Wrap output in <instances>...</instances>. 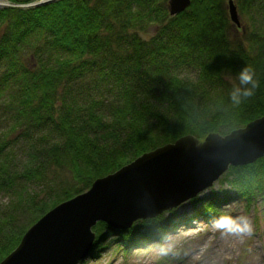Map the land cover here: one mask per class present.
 Segmentation results:
<instances>
[{
    "label": "trees",
    "instance_id": "1",
    "mask_svg": "<svg viewBox=\"0 0 264 264\" xmlns=\"http://www.w3.org/2000/svg\"><path fill=\"white\" fill-rule=\"evenodd\" d=\"M5 1L15 5L0 8V99L11 98L9 129L33 153L18 173L7 152L14 139L0 136V191L18 192L0 217V260L28 225L96 178L180 136L225 134L264 115V0H234L249 19L237 37L226 0H190L174 16L168 0ZM243 67L257 87L236 103L233 90L251 87L238 80ZM18 178L39 183L42 196L15 191ZM225 180L249 202L264 189V155L230 166ZM201 210L217 213L210 202ZM178 217L140 218L107 241L123 251L160 241ZM103 229L98 221L93 253Z\"/></svg>",
    "mask_w": 264,
    "mask_h": 264
},
{
    "label": "water",
    "instance_id": "2",
    "mask_svg": "<svg viewBox=\"0 0 264 264\" xmlns=\"http://www.w3.org/2000/svg\"><path fill=\"white\" fill-rule=\"evenodd\" d=\"M189 4L168 0V14L174 16ZM226 7L230 22L240 27L234 1L227 0ZM263 155L264 115L224 135L209 132L198 139L186 134L157 145L48 209L28 225L0 264H78L100 241L91 230L96 222L112 232L126 230L137 219L155 217L195 197L229 166L249 164Z\"/></svg>",
    "mask_w": 264,
    "mask_h": 264
},
{
    "label": "rangeland",
    "instance_id": "3",
    "mask_svg": "<svg viewBox=\"0 0 264 264\" xmlns=\"http://www.w3.org/2000/svg\"><path fill=\"white\" fill-rule=\"evenodd\" d=\"M6 4L5 1L1 7ZM238 17L241 22L240 27L233 25L230 30L231 35L235 37L243 31V26H248L247 20H249L244 13L238 12ZM140 34L143 38H147L152 34V28ZM9 99L11 98L7 96L0 99V136L4 133L9 135L10 140L14 139L7 152L12 156L15 170L22 173L30 153L33 152L17 137L19 130L9 129L13 113L8 108ZM47 171V175L50 176L55 173L56 167L49 166ZM58 171L64 172L60 169ZM227 171L195 197L172 208L175 209V214L179 215L180 220L177 219V223L180 224L178 226L173 224L160 241L149 240L142 247L132 246L129 250L123 251V246L115 240L107 241V232L111 230L103 229L100 230L104 237L99 243L101 248L96 253H93L92 249V256L90 254L82 264H264V189L252 195L247 202L239 194L240 192L225 180ZM21 189L22 195L37 193L42 196V186L35 181L28 182L24 178H18L15 191ZM17 194L18 192L0 191V217L1 214L10 212L17 200ZM194 198L196 202L193 201ZM209 202L215 205L217 213L214 216L201 213V206ZM167 215L166 213L165 216ZM225 215L243 218L244 230L230 231L221 228L220 218ZM25 220L24 216L17 215L18 224L22 222L25 225ZM96 223L91 228L95 239Z\"/></svg>",
    "mask_w": 264,
    "mask_h": 264
},
{
    "label": "clouds",
    "instance_id": "4",
    "mask_svg": "<svg viewBox=\"0 0 264 264\" xmlns=\"http://www.w3.org/2000/svg\"><path fill=\"white\" fill-rule=\"evenodd\" d=\"M238 80L242 85H251L249 88H244L241 90L240 88H235L231 93L232 99L236 103H240L239 97L243 95L244 97H248L253 95L254 89L257 87V81L254 79L253 71L248 67H243L240 69L238 73ZM220 227L224 229H228L230 231H242L245 228V221L243 218H234L230 215H225L220 218Z\"/></svg>",
    "mask_w": 264,
    "mask_h": 264
},
{
    "label": "bare ground",
    "instance_id": "5",
    "mask_svg": "<svg viewBox=\"0 0 264 264\" xmlns=\"http://www.w3.org/2000/svg\"><path fill=\"white\" fill-rule=\"evenodd\" d=\"M4 2L3 0H0V6L4 5Z\"/></svg>",
    "mask_w": 264,
    "mask_h": 264
}]
</instances>
